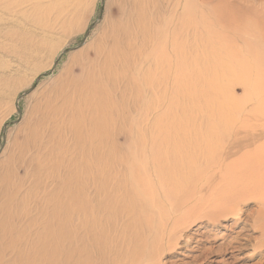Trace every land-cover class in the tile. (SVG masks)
<instances>
[{
	"label": "rangeland",
	"instance_id": "374dc122",
	"mask_svg": "<svg viewBox=\"0 0 264 264\" xmlns=\"http://www.w3.org/2000/svg\"><path fill=\"white\" fill-rule=\"evenodd\" d=\"M8 1L0 264L93 173L71 264H264V133L235 66L264 46V0Z\"/></svg>",
	"mask_w": 264,
	"mask_h": 264
},
{
	"label": "bare ground",
	"instance_id": "6f19581e",
	"mask_svg": "<svg viewBox=\"0 0 264 264\" xmlns=\"http://www.w3.org/2000/svg\"><path fill=\"white\" fill-rule=\"evenodd\" d=\"M7 11H11L9 1L0 0V12L5 13ZM261 38L258 36L256 40H259L260 43ZM243 46L242 51L235 53L237 57L235 66L239 67V76L241 73L245 75V78L249 76L251 83L235 81L234 85L244 82L243 85L247 86V90L253 94V97L249 100L254 102L255 106L249 114L247 127L253 126L254 132L260 131L262 134L264 133V46L253 47V43L249 42ZM99 51L97 50V52ZM255 117L256 119H254ZM43 119L41 120L42 125L52 118L46 116ZM99 130L96 133L94 132L95 134H92V137H95L103 146L101 142L109 138V134L105 132L104 135L102 130ZM36 136L37 134L34 137ZM260 148L264 149V142H260L258 149ZM99 152L100 149L92 145L82 155H99ZM97 185L98 182L94 173L90 175L88 182L76 178V184L71 183V188L66 191L64 199L59 203L57 202L52 209L43 231L40 234L38 233L33 244L31 243L30 252L26 251L27 253L21 254L20 259L23 264H71V240L88 225L89 214L92 209L90 206L96 201L95 197L90 196L89 192Z\"/></svg>",
	"mask_w": 264,
	"mask_h": 264
}]
</instances>
